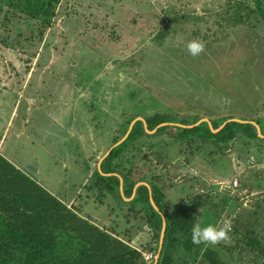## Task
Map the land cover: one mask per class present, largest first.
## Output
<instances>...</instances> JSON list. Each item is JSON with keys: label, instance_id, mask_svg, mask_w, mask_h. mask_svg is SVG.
Wrapping results in <instances>:
<instances>
[{"label": "rangeland", "instance_id": "rangeland-1", "mask_svg": "<svg viewBox=\"0 0 264 264\" xmlns=\"http://www.w3.org/2000/svg\"><path fill=\"white\" fill-rule=\"evenodd\" d=\"M233 1L59 0L52 8L58 15L52 18L54 21L50 20L51 26H45L44 38L39 41L38 32L42 27L39 22L44 18H31L26 11H21L23 0H11L10 6L6 0H0V34L8 36L5 45L0 43V73L7 61L19 65L21 70L20 61L35 52L21 86L11 73L0 76V99H3L0 127L2 121H7L0 139V152L7 155L11 149V158L15 156L18 165L26 171L33 170L48 191L55 196L70 197L66 202L69 207L83 204V212L94 223L112 228L121 240L151 261L154 258L146 251L152 243L151 233L143 214L133 213L132 206L118 203L115 198L103 199L98 204L95 194L86 197L90 192L84 186L90 182L85 183V177L91 176L92 169L112 147L113 137L121 129L118 125L130 116L143 118L157 112L170 116L172 121L191 123L196 115L206 120L227 115H234L237 120L264 115V94L260 93L254 100L245 98L247 91L244 93L242 89L246 88L242 86L241 90L234 91L235 85L230 94H235L234 98L223 96L221 101L219 96L212 98L207 91L203 92L199 78L192 81L186 76L189 72L201 73V80L204 76L215 85L220 72L225 73V78L232 76L226 67V58L218 56L216 51L225 52L228 43L239 41L243 32L256 34L258 43L264 44L262 24L250 14H247L248 21L241 19L246 11ZM17 2L22 4L17 7ZM215 23L224 27L227 37L206 46L212 34H220ZM168 25L174 29L163 39L161 30ZM202 34L206 41L201 39ZM193 38L203 44V51L195 57L185 47ZM82 44L90 48L85 53L81 51ZM168 49L175 51L170 53ZM181 53L185 55L181 57ZM250 59L246 67L249 73L258 61L253 56ZM36 61L45 64L39 68L34 65ZM66 73L70 75L66 77ZM257 79L263 81L260 76ZM236 93H244L245 97ZM21 112L25 113L21 120L24 127L18 120ZM14 131L21 133L19 137ZM170 133L156 138V145L166 142L160 152L166 162L164 182L170 188L165 193V204L171 208L177 198L210 189L212 194H228L229 198L219 195L214 200V203L220 202V208L227 203L218 223L204 206L196 210L195 224L220 227L234 217L239 234H245L243 225H246L262 236L264 242V160L262 166L255 164L254 158L247 161L248 166L244 165V156L237 158V154H244L245 145L237 138L230 141L231 148L225 144L217 151L209 144L189 148L185 144L176 145ZM147 137L138 138L117 160L124 169L128 167L126 159L139 161L142 153L149 151L147 147L152 139ZM260 144L264 146V142ZM250 151L257 156L253 149ZM260 152L258 155L264 150ZM84 164L88 166L86 172ZM235 180H238L237 186L229 187ZM72 183L77 186L72 187ZM234 244L235 240L227 233V239L211 245L220 255L227 253L225 264H232L226 249ZM231 252L234 254L235 250ZM187 259L184 264H191V258Z\"/></svg>", "mask_w": 264, "mask_h": 264}, {"label": "trees", "instance_id": "trees-1", "mask_svg": "<svg viewBox=\"0 0 264 264\" xmlns=\"http://www.w3.org/2000/svg\"><path fill=\"white\" fill-rule=\"evenodd\" d=\"M10 1L6 0L9 6L11 5ZM58 1L34 0L31 2L30 0H23L21 11H26L27 16L31 18H44L39 22L42 26L38 32L39 41L44 38L45 26H51L53 19L58 15L52 9L55 4H58ZM232 3L244 7L242 9L246 11V16L241 15V19L247 18L248 21L247 14H250L254 17V20H257L264 27V0H234ZM21 4L17 2L15 5L18 7ZM173 20L176 21L177 17H174ZM215 24L220 29V34H212V39L207 41L206 46L222 41L227 37L224 27L218 23ZM173 29L169 25L164 26L160 37L167 38L172 34ZM0 37V43L5 45L8 36L2 37L0 34ZM255 37L256 34L252 32H243L239 41L228 43L225 52L223 50L216 51L218 56L223 55L226 58V67L231 70L232 76L226 75L228 77L225 78L223 77L225 73L220 72L218 74V76L221 74L220 79L215 85L213 80L208 82L204 79V76L201 80V73L189 72L186 76L192 81L199 78L200 83L203 85V92L207 91L212 98L217 96L220 98L223 96L231 97L230 94L235 85H237V89L234 91L241 90L242 86L246 88L242 89L244 93L247 91L246 97L244 93L243 95L236 93L237 95L253 100L258 98L260 93L264 94V44H259ZM201 39L203 41L207 40L203 34ZM261 40L262 42L264 40V31ZM63 43L67 44L66 41H63ZM45 45V48H47L48 45ZM234 47L235 50H233ZM89 49L86 45L81 47V51L84 53ZM11 50L14 49L11 48ZM174 51L175 49H168L170 53ZM34 54L35 52H32L31 55H27L25 59L20 61L23 63L21 70L19 65L16 66L11 61H7L4 66L5 70L2 69L0 76H8V73H11L12 77L16 78L17 83L21 86L31 68ZM184 55L185 53H181L180 56L183 57ZM251 56L258 61L251 66L252 72L249 73L248 70L246 71V67L251 61ZM43 64L45 62L36 61L34 63L39 68ZM220 64L223 66V61ZM87 65L91 64H85V66ZM69 75V73L65 74L66 77ZM246 75H248L249 80H246ZM257 76H260L263 81L258 80ZM253 78H255V84L251 85ZM44 83L45 81L41 84ZM202 96L206 97V95ZM220 100L222 101V98ZM245 112L241 111L243 114ZM24 117L25 113H21L20 119L23 120ZM135 117L134 115L130 116L118 125L121 129L113 137L112 144L121 139L129 123ZM194 117L196 118L191 123H185L183 120L172 121L170 116L163 113L156 112L146 115V117L143 116L146 128L149 131H152L161 123L168 124L158 127L152 134H147L143 130L142 122L140 120L135 121L126 138L112 147L101 160L99 171L97 167H94L91 176L84 175L86 176L85 183L90 182L89 185H86V183L84 186L90 192L86 197L91 198L92 194H95V200L98 204H102L103 199L112 200L115 198L118 203L132 206L133 213L143 214V219L152 239L149 248L147 249V246H145V249L151 252L152 256L157 253L161 224L162 220L164 221L162 244L155 264H184V260L187 258H191V264H225L224 258L227 257V253L220 255V252L211 244H192L190 230L197 220L196 210L204 206L207 207L208 212L212 214L215 222L218 223L220 213L227 203L223 204L221 201L223 207L220 208V202L214 203V200L219 195L229 198L228 194H212L210 189L203 193L197 192L194 195L188 194L184 198H177L176 205L169 208L165 204V193L169 188L167 183L164 182L165 177H167V173L164 171L166 162L160 156L161 147L166 142L156 145V138L160 135L169 134L171 131L172 143H176V145L185 144L189 148L196 144H209L212 148L215 147L217 151L225 144H228L229 147L230 141L237 138L243 143V147L245 145L244 154H237V158L244 156V165L248 166L247 161L254 158V163L262 166L264 160V153L258 155V153H261L260 150H264V146L260 144V142H264V138L257 135L256 128L252 124L254 123L259 129V133L264 135V115H255L249 119L240 117L238 119L240 121L232 120L235 119L234 115L209 118L208 122L213 130L228 120L215 133L211 132L208 124L204 121L190 128L172 124L177 123L188 126L203 118L197 115ZM142 136H148L147 138L152 139L148 143L147 149L149 151L142 153L139 161L130 162L126 159L128 167L124 169L121 166L122 164L118 163V159L120 156L125 155L130 145ZM255 145L259 147L254 149ZM250 149L257 152V156H254ZM71 157L74 156L71 155ZM144 168L146 172L143 170ZM84 169L85 172L88 169L86 164H84ZM99 172L107 175H102ZM114 174L119 175L122 180L123 197L130 198L132 196L128 203L124 202L120 195L119 179ZM235 181L237 183L238 180ZM139 182H144L149 186L150 197L157 207V211L149 202V191L145 185H138L133 193L134 185ZM75 186L77 185L72 183V187L75 188ZM228 186H232L231 183ZM69 198L53 195L35 177L33 170L26 171L22 167L15 166L0 154V264H145L146 259H144L140 250L121 240L114 234L112 228L94 223L83 212V204L69 207L66 203ZM218 206L219 208H216ZM233 218L230 219L232 229L228 232V236L233 237L235 244L228 246L226 249L229 252V263L232 261L235 264H264L263 237L249 230L246 225H243L245 226L243 228L245 234H239L236 225L238 221ZM220 248L224 247L220 245ZM232 250H235L234 254L231 252ZM186 262L189 263V259Z\"/></svg>", "mask_w": 264, "mask_h": 264}, {"label": "clouds", "instance_id": "clouds-1", "mask_svg": "<svg viewBox=\"0 0 264 264\" xmlns=\"http://www.w3.org/2000/svg\"><path fill=\"white\" fill-rule=\"evenodd\" d=\"M186 50L190 56H198L203 51V44L197 40L188 41ZM231 228L230 221L225 220L220 227L213 224H194L190 230V240L192 244H216L221 239H227V233ZM152 256V255H151ZM155 255L152 257L154 258ZM146 259V258H144ZM153 260V259H152ZM148 260L146 259V262ZM156 263V262H155Z\"/></svg>", "mask_w": 264, "mask_h": 264}, {"label": "water", "instance_id": "water-1", "mask_svg": "<svg viewBox=\"0 0 264 264\" xmlns=\"http://www.w3.org/2000/svg\"><path fill=\"white\" fill-rule=\"evenodd\" d=\"M137 119H138V118H137ZM139 120L142 121L143 126L145 127L146 124H145L144 120H143L142 118H139ZM232 120H234V121H240V120H237V119H232ZM135 121H136V119L132 120V121L129 123L128 129H127V131L125 132V134L121 137V139H120L119 141H117L116 143H114V144L112 145V147L118 145L120 142H122V141L126 138V136L128 135V133H129V131H130V129H131V127H132V125H133V123H134ZM202 121H204V122H206V123L208 124L209 129H210L211 132H213V133L217 132V131H218V130H219V129H220V128L226 123V122H228V120L225 121L220 127H218V128L215 129V130H213V129L211 128L210 123H209L208 120H206V119H200V120L197 121L196 123H194V124H192V125H188V126H183V125H180V124H176V125L181 126V127L190 128V127H193V126L199 124V123L202 122ZM166 124H168V123H161V124H159L157 127H155L152 131L147 130L146 127H145V131H146V133L152 134L153 132H155V130H156L158 127L163 126V125H166ZM252 124H253V125L255 126V128L258 130V127H257L254 123H252ZM259 135H260V134H259ZM260 136H261V135H260ZM104 157H105V155H104ZM102 158H103V157H102ZM102 158L100 159V161L102 160ZM100 161H99V162H100ZM98 171H99V170H98ZM99 173L102 174L101 172H99ZM102 175H107V174H102ZM114 175H116V176L118 177V179H119V192H120L121 197H122L123 199H125V200H130V199L132 198V196H131L130 198H124L123 195H122V180H121L120 176L117 175V174H114ZM140 184L145 185V186L147 187L148 191H149V186H148L146 183H144V182H139V183H136V184L134 185V187H133V193H134V189H135L138 185H140ZM133 193H132V195H133ZM149 202H150L151 206L157 211V207L155 206V204H154L152 198L150 197V191H149ZM164 226H165V223H164V221L162 220L161 230H160L159 240H158L157 253L155 254V257H154L153 260H151V261H147V262H145V264H155V262H156V260H157V256H158V251L160 250V247H161V244H162V237H163V232H164Z\"/></svg>", "mask_w": 264, "mask_h": 264}, {"label": "crops", "instance_id": "crops-1", "mask_svg": "<svg viewBox=\"0 0 264 264\" xmlns=\"http://www.w3.org/2000/svg\"><path fill=\"white\" fill-rule=\"evenodd\" d=\"M37 91H38V90H36V92H37ZM2 100H3V99H0V103L3 102ZM1 104H2V103H1ZM1 104H0V105H1ZM1 111H2V110H1ZM15 111H16V110H15ZM22 112H23V111H22ZM22 112H21V113H22ZM21 113H19V115H18V116H19L18 119H20V115H21ZM45 117L48 119V116H47V115H46ZM14 118H15V115H14V117L11 118V122H13V119H14ZM134 119H136V121L139 120V118L137 119V117H135ZM134 119H132V120H134ZM142 119H143V118H142ZM202 119H203V118H202ZM20 120H22V119H20ZM132 120H131V121H132ZM20 122H22V121H20ZM141 122H142V121H141ZM2 124H3V125H2ZM5 124H7L6 119L4 120V122H3V121L1 122L0 136H2V133H4V132H3V130H4L3 128L5 127ZM133 124H134V123H133ZM142 124H143V123H142ZM22 126H23V127L25 126V125L23 124V122H22ZM128 126H129V125H128ZM16 127H17V126H16ZM145 127H146V126H145ZM145 127L143 126L144 129H145ZM127 129H128V128H127ZM126 131H127V130H126ZM256 131H257V135H258L259 137L264 138V135H261V134L259 133V129H258V130L256 129ZM16 132H19V131H14V133L16 134V137H19V134H21V133H20V132H19V133H16ZM259 134H260L261 136H260ZM0 139H1V141H2L3 136L0 137ZM4 139H5V138H4ZM1 141H0V143H1ZM3 142H4V140H3ZM4 145H5V144H4ZM5 146H6V145H5ZM74 148H75V145H74ZM111 148H112V147H110V149H111ZM3 149H5V148H3ZM110 149H108V151H109ZM10 150H11V149H10ZM10 150H8L7 155H3L1 152H0V154H1L3 157H5L8 161H10L12 164H14L15 166H19V167H20V165H18V163L16 162L15 156H14L13 158H11V155H12V154H9V153H10ZM75 150H76V149H75ZM1 151H2V150H1ZM108 151H107V153H108ZM2 152H4V150H3ZM107 153H106V154H107ZM106 154H105V156H106ZM103 158H104V157H103ZM103 158H102V159H103ZM13 160H15V162H14ZM100 162H101V161H100ZM100 162H98V165L96 166V167H97V170H99V164H100ZM20 168H21V167H20ZM258 195H259V194H258ZM256 196H257V195H256Z\"/></svg>", "mask_w": 264, "mask_h": 264}, {"label": "built area", "instance_id": "built-area-1", "mask_svg": "<svg viewBox=\"0 0 264 264\" xmlns=\"http://www.w3.org/2000/svg\"><path fill=\"white\" fill-rule=\"evenodd\" d=\"M232 187H235L236 186V181H234V182H232ZM150 257H151V255L150 254H148Z\"/></svg>", "mask_w": 264, "mask_h": 264}]
</instances>
